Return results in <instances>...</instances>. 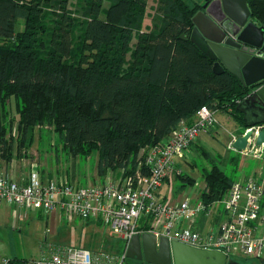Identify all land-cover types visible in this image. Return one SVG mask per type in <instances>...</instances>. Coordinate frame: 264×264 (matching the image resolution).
<instances>
[{"label":"trees","instance_id":"trees-1","mask_svg":"<svg viewBox=\"0 0 264 264\" xmlns=\"http://www.w3.org/2000/svg\"><path fill=\"white\" fill-rule=\"evenodd\" d=\"M71 1L0 0V162L28 157L37 131L46 130L73 158L95 157L101 179L123 178L202 107L244 126L237 107L255 87L216 75L215 62L184 39L199 3L156 0L147 29L149 0H75L73 10ZM247 4L264 27V0ZM204 153L211 166L201 200L210 205L235 180ZM177 178L181 187L196 182Z\"/></svg>","mask_w":264,"mask_h":264},{"label":"built area","instance_id":"built-area-1","mask_svg":"<svg viewBox=\"0 0 264 264\" xmlns=\"http://www.w3.org/2000/svg\"><path fill=\"white\" fill-rule=\"evenodd\" d=\"M216 123V112L202 107L191 125L182 121L166 139L148 148L144 161L133 174L120 178L111 172L104 179L96 174L95 183L86 187L76 186L68 178L44 182L37 171H30L27 183L21 184L0 170V201L48 215L60 212L69 219L94 221L105 227L111 238L125 243L122 256L70 247L47 248L31 264H126L131 240L143 233L154 234L158 239L167 237L199 250L220 251L228 258L238 254L260 257L264 234L260 235L254 224L264 225V180L234 182L221 201L210 205L201 199L192 204L189 198L166 202L159 198L164 183H173L182 174L176 168V159L184 158L198 136ZM262 129L263 125L246 129L253 136L240 155L264 157V144L257 145ZM235 140L228 145L229 150H234ZM219 203L223 205L225 219L216 227L204 233L184 227L200 215L210 217ZM143 225L146 229H141ZM2 264H12L11 259H4Z\"/></svg>","mask_w":264,"mask_h":264},{"label":"rangeland","instance_id":"rangeland-1","mask_svg":"<svg viewBox=\"0 0 264 264\" xmlns=\"http://www.w3.org/2000/svg\"><path fill=\"white\" fill-rule=\"evenodd\" d=\"M186 1L189 4H195L203 0ZM74 4L75 0H72L71 10H73ZM105 7H108V4H105ZM154 8V2L150 0L145 19L148 16L153 17ZM149 23L150 21L147 22V24ZM254 23L258 27H262L256 22ZM146 26L147 29L151 28L150 25ZM22 28L20 25L18 26V30H22ZM224 116L225 113L216 112L217 123L208 130L210 133H205L200 139L197 138V145L191 149V152L189 150V155H186L187 163L181 165L182 173L184 171L185 175L196 180L194 185L186 186L184 193L180 192V194V182L178 176L175 177L176 182L172 187L165 185L161 190L166 198L165 202L175 201L179 195L180 200L189 198L191 201H199L201 199V190L206 186L203 170L209 169L211 166L210 159L205 157L208 155L204 152L208 151L207 154L234 180L242 177L244 171H239L238 174L235 166L227 165L226 158L228 156H234L238 162L247 160L251 162L250 164H255L254 158H246L236 150H228L232 135L240 134L243 132V128L232 119L224 125ZM40 132L37 131L35 143L30 149L28 157L20 159L14 157L12 160L17 172L19 170L28 173L37 171L44 182L68 178L76 186L86 187L95 183L94 175L97 174V159L95 157L73 158L62 149V146L57 145V135L46 130H40ZM244 174L250 175V171L245 170ZM218 207L222 209L223 205L219 203ZM54 247L110 252L118 256H122L125 252V243L122 240L111 238L108 230L94 221H84L78 217L69 219L60 212L48 215L44 212L40 213L38 210H27L0 201V264L4 259L27 260L31 264L40 259L44 250ZM262 259L264 258L243 254L231 255L228 258V264H263ZM126 264H139V262L127 259Z\"/></svg>","mask_w":264,"mask_h":264},{"label":"water","instance_id":"water-1","mask_svg":"<svg viewBox=\"0 0 264 264\" xmlns=\"http://www.w3.org/2000/svg\"><path fill=\"white\" fill-rule=\"evenodd\" d=\"M250 18L247 0L206 1L192 19V33L184 39H190L215 62L216 75L228 72L242 86L255 87L239 102L237 110L243 114L246 129L263 125L257 137V145L261 146L264 144V27H258ZM252 136L253 132L248 131L238 137L233 142L234 150L244 151ZM127 258L147 264H228L223 252L195 249L149 233L131 240Z\"/></svg>","mask_w":264,"mask_h":264},{"label":"crops","instance_id":"crops-1","mask_svg":"<svg viewBox=\"0 0 264 264\" xmlns=\"http://www.w3.org/2000/svg\"><path fill=\"white\" fill-rule=\"evenodd\" d=\"M154 2V5L156 6V0H153ZM203 2V1H202ZM202 2H199V3H202ZM148 4L150 6V0L148 1ZM152 17L151 16H148L145 21H144V26L147 27L146 25H150L152 24ZM150 21L149 24H147V22ZM147 30V29H146ZM233 120L234 122H236L233 117H231L230 115L228 114H225V116L223 117V124L226 125V123L228 122V120ZM242 128H243V132H241L240 134L236 135V134H233L231 139H230V142L233 141L234 139H237L238 137H241L244 135L245 131H246V128L242 125H240ZM207 134V133H210L209 131L207 132H202L199 136H198V139H200L204 134ZM198 139L195 141V143L192 145V147L189 149L190 152H191V149L197 145V141ZM189 150L188 152L186 153V155H189ZM229 150V149H228ZM193 151V150H192ZM185 158H182V159H178L176 161V168L179 169V170H183L182 169V164H185L187 163L185 161ZM234 156H228L226 158V164L227 165H232V166H235L236 167V170L238 171V174H239V171H244L243 172V175L242 177H239L237 180H235V182H245L247 181L248 179L250 178H253L257 181L259 180H264V157L262 159H254L255 160V164H250L251 162L247 161V160H243V162H237V160H234ZM253 159V158H252ZM0 170H2L3 172H5L6 174H9L11 177H13L17 182L21 183V184H26L27 183V180H28V176H29V173L27 171H22V170H19V172L16 171V167L12 162H10L9 164H6L5 162H0ZM245 170H249L250 171V175H245ZM184 174V171L183 173ZM193 178V177H192ZM43 180V178H42ZM44 181V180H43ZM174 182H176V180H174ZM174 182H169V181H166L164 183V186L167 185L168 187H172L174 185ZM163 186V188H164ZM180 188H179V193L183 192L184 193V189L185 187H181V185H179ZM162 188V189H163ZM161 189V190H162ZM204 188H202L201 190V193L203 191ZM161 190L159 192V198L160 200L162 201H165V196L163 193H161ZM178 193V194H179ZM180 193V194H181ZM175 201H180V195H179V198H176ZM197 201H192L191 203L192 204H196ZM261 214L264 215V197L261 201ZM55 215V214H53ZM225 219V216H224V211H223V207L222 209L220 207H218L217 205V208L215 209V211L213 212V214L210 216V217H206L204 215H200L196 222H194L193 224H186L184 225L185 227H190L191 229L193 230H197V231H202V232H206L208 231L212 226L216 227L220 222H222L223 220ZM254 225H257L259 227L258 231H259V234L260 235H263L264 234V225L263 224H260L258 222H256ZM244 255V254H243ZM251 257H256L254 255H251ZM260 257H263L264 258V250L262 251V254ZM259 258V257H258ZM263 261V264H264V259H262Z\"/></svg>","mask_w":264,"mask_h":264},{"label":"flooded vegetation","instance_id":"flooded-vegetation-1","mask_svg":"<svg viewBox=\"0 0 264 264\" xmlns=\"http://www.w3.org/2000/svg\"><path fill=\"white\" fill-rule=\"evenodd\" d=\"M205 0H203V2L202 3H199L200 4V6L202 7V5H204L205 4ZM201 10V9H200ZM249 21H252V19L250 18V20ZM254 88H252L251 90H253Z\"/></svg>","mask_w":264,"mask_h":264}]
</instances>
